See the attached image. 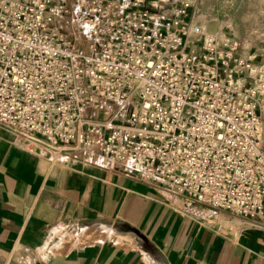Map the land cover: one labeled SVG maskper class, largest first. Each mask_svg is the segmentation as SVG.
<instances>
[{
	"label": "built area",
	"instance_id": "1",
	"mask_svg": "<svg viewBox=\"0 0 264 264\" xmlns=\"http://www.w3.org/2000/svg\"><path fill=\"white\" fill-rule=\"evenodd\" d=\"M163 7L0 0V128L174 193L198 224L264 227V39L244 50Z\"/></svg>",
	"mask_w": 264,
	"mask_h": 264
},
{
	"label": "crops",
	"instance_id": "2",
	"mask_svg": "<svg viewBox=\"0 0 264 264\" xmlns=\"http://www.w3.org/2000/svg\"><path fill=\"white\" fill-rule=\"evenodd\" d=\"M180 206L115 167L0 128V264H264V227L226 211L202 225Z\"/></svg>",
	"mask_w": 264,
	"mask_h": 264
},
{
	"label": "rangeland",
	"instance_id": "3",
	"mask_svg": "<svg viewBox=\"0 0 264 264\" xmlns=\"http://www.w3.org/2000/svg\"><path fill=\"white\" fill-rule=\"evenodd\" d=\"M182 3L189 4L188 16L193 23L200 24L201 18H204L206 20L204 26L221 27L227 36L233 38L241 46H243L247 37V29L250 28L248 22L257 20L259 23L264 17V0H167L163 2L162 12L168 16L175 7ZM230 18L238 29L235 35L229 27L219 26L220 23ZM255 27L254 31L258 32L260 38H256L249 46L253 51L259 52L262 44L260 41L264 39V26L258 25Z\"/></svg>",
	"mask_w": 264,
	"mask_h": 264
},
{
	"label": "bare ground",
	"instance_id": "4",
	"mask_svg": "<svg viewBox=\"0 0 264 264\" xmlns=\"http://www.w3.org/2000/svg\"><path fill=\"white\" fill-rule=\"evenodd\" d=\"M152 1H155V0H152ZM167 0H158V4H163V2H166ZM227 1V0H226ZM229 1V0H228ZM188 2V1H187ZM222 6V5H221ZM201 11V10H200ZM208 14V13H207ZM206 15V14H205ZM197 16V15H196ZM193 17V16H192ZM247 17V16H246ZM228 18V17H227ZM204 24H206V20H204V18H201L200 20V24H196L197 26H199L200 28L204 29V32L207 34V35H216L217 37L219 38H222V39H225V40H230L232 42H235V40L229 36H227L221 29V27H208L207 25L204 26ZM227 26L229 27L233 34H237L238 32V29L236 28V26H234L233 22L231 21V18L228 19L227 21L225 22H222L220 23L219 26ZM248 25H249V29H247V37L246 39L244 40V44H243V48L244 50H246V48L251 45V43L256 40V38L259 37V34L258 32L254 31V28H256L255 26H264V17L261 19V21L258 23V21H250L248 22ZM262 35V33H261ZM260 38V37H259ZM260 40V39H259ZM260 44V43H259ZM257 45V44H256ZM96 228L98 229H101L102 227L100 225H98ZM94 229V228H93ZM104 229V228H103ZM97 231V230H96ZM100 231V230H99ZM86 232V231H85ZM95 232V231H94ZM102 232V231H101Z\"/></svg>",
	"mask_w": 264,
	"mask_h": 264
}]
</instances>
